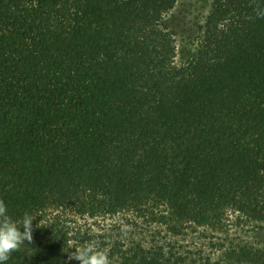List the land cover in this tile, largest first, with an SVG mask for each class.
Wrapping results in <instances>:
<instances>
[{"label": "trees", "instance_id": "1", "mask_svg": "<svg viewBox=\"0 0 264 264\" xmlns=\"http://www.w3.org/2000/svg\"><path fill=\"white\" fill-rule=\"evenodd\" d=\"M250 15V0H0V199L35 216L4 264H80L90 241L112 264H264Z\"/></svg>", "mask_w": 264, "mask_h": 264}, {"label": "clouds", "instance_id": "2", "mask_svg": "<svg viewBox=\"0 0 264 264\" xmlns=\"http://www.w3.org/2000/svg\"><path fill=\"white\" fill-rule=\"evenodd\" d=\"M252 15L249 20L264 19V3L261 0H250ZM35 219L31 213L25 211L19 221L14 220L7 210V205L0 199V264L9 260L12 253L21 250L24 241L31 242L33 239V224ZM44 226V225H36ZM21 227L23 231H21ZM98 241H90L87 245L72 252L69 259H76L80 264H112L108 249L101 250Z\"/></svg>", "mask_w": 264, "mask_h": 264}, {"label": "rangeland", "instance_id": "3", "mask_svg": "<svg viewBox=\"0 0 264 264\" xmlns=\"http://www.w3.org/2000/svg\"><path fill=\"white\" fill-rule=\"evenodd\" d=\"M232 231H234V228L232 229ZM235 232L238 234L239 230H236ZM235 232H234V233H235ZM263 232H264V231H263ZM241 233H244V234L247 235V236H251V235H253V234L256 235V233L254 232V230H252V229H250V228H246L243 232L241 231ZM259 237L261 238V236H259Z\"/></svg>", "mask_w": 264, "mask_h": 264}]
</instances>
